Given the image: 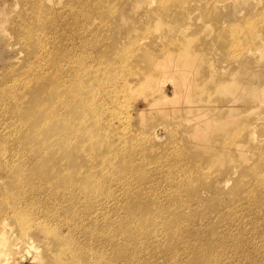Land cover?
Wrapping results in <instances>:
<instances>
[{"label":"rangeland","instance_id":"1","mask_svg":"<svg viewBox=\"0 0 264 264\" xmlns=\"http://www.w3.org/2000/svg\"><path fill=\"white\" fill-rule=\"evenodd\" d=\"M101 1L56 0L53 4L44 2L46 8L41 11L44 14L50 12L47 32L42 39H48L51 47L44 57L55 76L59 75L60 70L65 76L62 84L67 88L63 95L66 105L59 106L61 108L58 110L64 112L67 122L64 127L66 145L73 155L85 151L91 162L88 172L92 173L96 169L99 173L98 180L92 183L96 190L92 191L93 188L80 194L82 197L76 207V214L87 216L104 204L108 216L121 215L119 218L122 219L126 208L132 206V214L126 216L138 223L146 220L147 215L143 214L142 209L147 208L151 211V218L159 223L164 220L169 223L175 216L179 219L193 216L192 222L195 221L198 227L206 230L208 222L225 217V212L235 210L232 205L239 201L234 197L237 193L232 187L245 161L239 159L241 155L238 150L247 154L250 164L257 161V153L253 149L259 143L264 151V136H260L259 132L261 120L256 119V113L250 112L251 109L248 113L252 116L248 130L253 140L249 142L248 134L245 135L243 130L247 122L245 120H248L243 111L251 106L252 97L256 95L253 91H258L264 97V59L263 62L258 59L257 63H248L247 67L239 65L238 68L233 48L224 54L218 39L208 35L210 28L203 24V20L188 19L186 13L181 15L180 11L174 9L169 11L166 19L152 21L150 0ZM257 3L248 0L234 12L241 11L236 15L241 18L245 10L252 17L261 4ZM64 5L66 8L58 13L53 11ZM240 7H244L243 10ZM226 10L220 9L219 13H225ZM174 12L186 21L177 22L173 17ZM31 15V6L26 5L25 0H0V85L13 74L26 72L28 60L21 58L26 57V50L14 27L20 26V21H24L22 18L28 19ZM260 20L262 18L257 22ZM153 34H161L162 39L158 43L153 41L149 38ZM165 51L177 54L178 73H186L194 68L195 75H191V83L195 80V85L188 90L179 86V92L175 94L174 81L170 77L151 82L152 86L142 87L137 83L141 75L137 73L132 76V67H138L145 72V76L160 78L153 74L161 70L159 58ZM137 60H141L139 66L136 65ZM153 63H158L159 70L147 69H154ZM209 68L214 71L207 70ZM91 72L104 75L94 81L90 79ZM125 74L132 77L127 78L132 83L129 88L132 89L129 94H132L128 95L127 100L122 96L126 95V89L118 84L113 92L115 95L112 93L105 99L98 98L106 93L102 92L105 84L119 83ZM238 81L244 83V91L230 92ZM258 82L262 86L255 88ZM160 87L169 89L171 99L161 98L158 92ZM121 88L125 89L124 92ZM121 97L124 102H121ZM116 99L121 104H114V101H118ZM125 100L131 103L125 104ZM6 104L4 101L3 106ZM11 106H18L17 102L12 101L8 108ZM12 107L11 111L14 109ZM230 107H234L232 112L228 111ZM110 108L112 112L108 111ZM119 108L125 111H122L123 115ZM254 108L257 111L263 109L264 101L262 106ZM116 114L124 116L122 122H114V126L120 125L122 129L120 126L113 127L110 135L96 138L106 127V121L113 123ZM5 118L12 125L19 122L17 119L10 120L7 115ZM124 126L129 128V132ZM19 130L20 126L16 124L9 133L15 138ZM114 135H118L117 138ZM54 140L57 143L60 139L55 137ZM112 145L118 150L113 157L115 165L104 164L98 152L101 147ZM109 203L112 208L106 206ZM242 209L237 210L239 215L243 214ZM19 245L18 240L11 238L12 258L20 259L23 254L26 264H34L33 252L25 247L19 248ZM257 259L259 262L264 260V246Z\"/></svg>","mask_w":264,"mask_h":264},{"label":"bare ground","instance_id":"2","mask_svg":"<svg viewBox=\"0 0 264 264\" xmlns=\"http://www.w3.org/2000/svg\"><path fill=\"white\" fill-rule=\"evenodd\" d=\"M25 1L26 5L31 6L33 15L28 19L22 18L24 21H20V26L14 29L26 50V57H21L28 60L26 72L13 74L9 80L1 82L2 87L0 85V264H26L23 254L20 255V259L12 258L11 238L18 240L19 248L25 247L33 252L31 255L34 264H244L243 262L264 264V260L259 262L257 259L258 253L264 246V151L260 146L261 143L258 147H253V151L257 153V161L253 164H250L244 151L238 150L241 155L239 159L245 161L232 187L234 193H237L234 197L239 201H235L232 205V209L235 210L225 212V217L208 222L206 230L198 227L195 221L192 222L193 216L186 219L175 216V219L169 223L168 220L159 223L151 218L149 215L151 211L147 208L142 209L143 214L147 215L146 220H140L138 223L134 221L135 219L126 216L132 214V206L131 208L126 206L123 220L119 218L121 215L108 216L104 204L87 216L76 214V207L82 197L80 194L94 188L92 183L98 180L99 173L96 169L92 173L88 172L91 162L88 161L85 151H74L77 154L73 155V151H70L66 145L64 127L67 122L64 112L58 110L66 105L63 95L67 88L62 84L65 76L62 70L55 76L47 65L48 60L44 57L51 47L48 39H42L47 32L46 25L50 20V12L44 14L41 11L46 8L44 4H53L56 0ZM247 1L150 0L149 4L152 8L149 9V13L152 21L166 19L169 11L174 9L180 11L181 15L186 13L188 19L203 20V24L210 28L208 35L218 39L224 54L233 48L239 68V65L247 67L248 63H257L258 59L263 62L264 59L262 47L264 0H253L258 2L257 5L261 4L252 17L246 14L245 10V15L243 14L241 18L237 17L236 15L241 11H234ZM52 8L55 9L53 6ZM64 8L66 5L53 11L58 13ZM243 8L240 7V10ZM220 9L227 10L225 13H219ZM178 15L174 12L173 17L177 22L185 20L183 16ZM259 18L262 20L257 22ZM28 20L30 22L25 23ZM149 38L157 43L162 39L161 34L156 36L153 34ZM154 51L155 47L151 52ZM176 55L171 51H165L159 58L162 62L161 70L153 75L160 78L145 76V72L136 66L132 67L130 74L141 75L137 83L142 87L152 86L151 82L158 81L162 77L163 79L170 77L174 81L175 94L179 92V86L188 90L193 84L195 85V80L191 83V75H195L194 68L186 73H178ZM140 63L141 60L136 61L137 66ZM190 64L191 60L188 61V65ZM153 66L154 69L151 67L147 69L159 70L158 63H153ZM207 70L214 71L213 68ZM103 75L104 73L91 72L90 79L100 80ZM131 75L125 74L120 78L119 83L115 81L116 83L112 82L107 86L105 84L102 92L106 93L98 98L105 99L112 95L115 92V85L118 84L126 89V95L122 96L127 100L128 95L132 94H129L132 83L127 79L128 76L132 78ZM211 76H213L212 72ZM110 86L111 88L107 89ZM260 86H262L261 82L255 84V88ZM125 89L121 88V91ZM244 89V83L238 81L235 89H230V92L239 93ZM168 91L166 87L158 89L163 100L171 99ZM255 93L251 106L243 111L248 118L245 120L247 122L243 130L245 135L248 134L249 142L253 140L248 130V122L252 119L248 114L250 109V112L256 113V119L261 120L259 132H261L260 136L261 134L264 136V108L260 111L254 108L262 106L264 97L258 91H253V94ZM121 98L123 100L121 102H124V98ZM126 100L125 104H128L129 101ZM4 101L7 102L6 106H3ZM12 101L17 102L18 106L12 107L14 105L12 103L11 107L14 109L11 111V107L8 106ZM116 101L118 103L114 101V104H121L119 99ZM83 106L84 103L82 108ZM233 108H228V111L232 112ZM111 110L110 108L108 111ZM122 111L123 115L125 111ZM5 115L9 116L10 120L17 119L19 122L10 124ZM126 116L128 117V114ZM123 117L121 114H116L113 123L105 120L106 127L102 125L105 128L102 127L104 130L102 129L96 138L110 135L109 132L113 127L120 126L114 125L120 123L121 119L123 121ZM129 119L127 121L131 122ZM16 124L20 126V130L14 138L9 132ZM125 126L123 128L127 131L129 128ZM120 127L122 129V126ZM138 130L136 129V132L140 133ZM118 135L114 137L117 138ZM55 137L60 139L57 142L58 146ZM123 151L127 150L123 149ZM117 153L118 150L112 145L101 147L98 155L102 163L115 165L113 157ZM95 190L96 187L92 191ZM111 205L109 203L106 206L111 207ZM241 208L243 214L239 215L237 210Z\"/></svg>","mask_w":264,"mask_h":264}]
</instances>
